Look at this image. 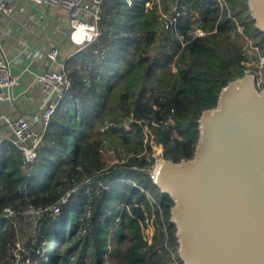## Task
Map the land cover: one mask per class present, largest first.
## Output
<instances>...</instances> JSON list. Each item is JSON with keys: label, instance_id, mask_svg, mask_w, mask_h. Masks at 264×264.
Wrapping results in <instances>:
<instances>
[{"label": "trees", "instance_id": "16d2710c", "mask_svg": "<svg viewBox=\"0 0 264 264\" xmlns=\"http://www.w3.org/2000/svg\"><path fill=\"white\" fill-rule=\"evenodd\" d=\"M175 4L186 12L177 28H165L162 12ZM103 7L105 33L66 60L72 86L56 107L37 159L25 163L22 150L9 141L0 147V264H13L10 256L24 234L25 210L52 205L75 187L79 191L59 214L44 213L35 231L31 224V246L22 251L24 257L31 253L37 264H65L73 249L79 251L81 244V251L87 249L89 238L96 264H105L106 256L112 264H171L174 253L184 264L171 222L174 200L151 177L154 160L134 155L107 168L100 160L105 133L119 134L131 151L130 134L136 132V152L142 151L143 126L134 123L130 132L124 125L103 127L132 114L137 119L152 113L160 119L171 116L173 122L153 127L165 158L193 157L200 115L217 105L230 81L258 71L259 57L248 48H263L264 31L256 27L249 0H105ZM197 23L205 33L192 37L189 30ZM87 178L100 183L91 195L87 232L68 233L71 212L76 220L87 197ZM6 207L16 216L7 215ZM148 221L154 225L151 241L145 238ZM109 227H114L112 246Z\"/></svg>", "mask_w": 264, "mask_h": 264}, {"label": "water", "instance_id": "95a60500", "mask_svg": "<svg viewBox=\"0 0 264 264\" xmlns=\"http://www.w3.org/2000/svg\"><path fill=\"white\" fill-rule=\"evenodd\" d=\"M249 5L264 31V0ZM198 122L193 157L166 158L155 180L174 200L179 257L184 264H264V82L252 71L230 81Z\"/></svg>", "mask_w": 264, "mask_h": 264}, {"label": "built area", "instance_id": "2783aa9c", "mask_svg": "<svg viewBox=\"0 0 264 264\" xmlns=\"http://www.w3.org/2000/svg\"><path fill=\"white\" fill-rule=\"evenodd\" d=\"M36 4H46L52 8L62 7L69 13V39L77 46V51L84 47L89 46L95 42H98L99 37L105 33L107 28L102 24V20L105 14L103 7L105 0H28ZM222 4V0H219ZM19 6L15 3V0H0V15L8 16L13 13ZM186 9L179 4H175L174 7L168 12H162L163 25L165 28H177L178 22L182 17ZM199 14L196 12L193 16L197 19ZM199 22V21H198ZM205 31L199 27L198 23L189 30V34L192 37H196L204 34ZM252 46V45H251ZM250 46V47H251ZM250 47L248 51H250ZM61 46L53 45L45 52L47 66L41 69L34 75V81L39 84L45 92L44 104L42 106L38 120L40 121L41 128H37L27 116H20L18 118H11L2 109V103L9 98V89L19 83V77L15 75L10 67V61L5 53L0 49V122H5L12 129V138L10 142L22 150L24 155V162H33L39 156V149L44 144L45 134L49 127V124L54 116L56 107L67 89L72 86V78L69 74L66 60L60 58ZM75 52V53H76ZM252 52V51H251ZM73 55V54H72ZM248 64L250 61H246ZM256 60L253 61V63ZM259 69L256 72L258 75L261 72V65L264 64V55L259 56ZM264 71V69H263ZM154 108L158 109L157 105ZM174 119L169 116L167 119H160L155 113H152L147 119H137L132 114L124 122H107L103 129L108 128L110 125H124V129L128 132L135 130V124H141L143 126V149L140 152H136V149L128 151L124 146L118 147L117 152L112 150L114 154L117 153V160H113L112 163L122 164L127 162L134 155L141 156L146 155L148 159L152 158L154 162L150 167V175L155 181L157 178L158 167L163 160H165L163 143L158 142L156 139L153 127L168 124L173 122ZM9 141V140H8ZM4 138H0V147L8 142ZM101 151H104L101 148ZM113 154V155H114ZM159 157H156V156ZM156 158V159H155ZM86 188L88 186L97 185L99 188V182L91 178L85 180ZM79 191L78 187L72 188L61 196V198L52 205L49 206H29L25 213H32L42 217L44 213L59 214L61 211V205L69 202L72 195ZM93 190L84 199L82 204L78 206L79 218L81 221L82 234H86L87 227L85 219L91 215V195ZM5 211L8 215L16 216L17 212L11 207H6ZM149 226V227H148ZM150 226L152 230L150 232ZM148 227V228H147ZM154 225L152 221H148L145 228L147 233L146 239L151 241ZM87 244L91 239L86 238ZM93 241V240H92ZM171 264H181L178 257L173 254V260Z\"/></svg>", "mask_w": 264, "mask_h": 264}, {"label": "crops", "instance_id": "0c3cea01", "mask_svg": "<svg viewBox=\"0 0 264 264\" xmlns=\"http://www.w3.org/2000/svg\"><path fill=\"white\" fill-rule=\"evenodd\" d=\"M19 6L8 16L0 15V49L10 61L19 83L12 87V96L3 101V111L15 119L27 116L41 128L38 120L45 92L34 81V75L47 66L45 52L60 45V58L67 59L77 50L69 39V13L62 7L52 8L28 0H15ZM0 138L11 140L12 129L0 122Z\"/></svg>", "mask_w": 264, "mask_h": 264}, {"label": "rangeland", "instance_id": "374dc122", "mask_svg": "<svg viewBox=\"0 0 264 264\" xmlns=\"http://www.w3.org/2000/svg\"><path fill=\"white\" fill-rule=\"evenodd\" d=\"M195 15V13H194ZM254 39L252 38V41ZM252 41L250 40V42L252 43ZM250 51L253 52V54L259 56H263L264 54L262 53V51L264 50V46L263 48H260L256 45H252L250 47ZM173 65V64H172ZM261 72L259 73V83L260 86L263 85L264 82V64L263 66L261 65ZM173 68H175V65H173ZM119 134L116 133H105L104 137L106 138L104 141L105 143L103 144V146H101V148L104 149V151H101L100 148V160L103 162L104 167H108V164H110L111 162H113V160H117V153L114 154L112 152L113 149H115V151L117 152V148L118 147H122L124 146L127 149V145L124 143L120 142L119 139ZM136 132H131L130 134V144H132V149H136L137 148V142H136ZM118 144V145H117ZM114 154V155H113ZM156 157H159L158 155ZM156 159V158H155ZM150 169V168H149ZM110 187V186H109ZM97 190V185H90L86 188V193L89 194L90 192H92L93 190ZM117 205V204H116ZM119 205L121 207H123L124 203L119 201ZM114 206V204H113ZM78 211V210H77ZM114 212L110 211L108 213V215L112 214ZM8 215V214H7ZM26 215V219L21 223L22 225V229L24 230V234L23 231L22 233H20V239L17 241L15 248L12 249L13 252V257H11L12 263L13 264H37L39 259L37 257H34L31 253L29 255H26V257H24V254L22 253V251L24 249H29L31 246V243L28 241L30 238V232H29V228L31 227V224H34V226L32 227V229L35 231L36 227V221L39 219L37 213L36 214H28L25 213ZM74 212H71L70 215V219L68 221V225H67V232L71 233V231H77V233L80 235L81 232V221L78 217L76 218V220H74ZM121 214H118V216L116 217L117 219H120ZM18 220L15 221V223H17ZM31 222V223H30ZM19 225V224H18ZM149 227V226H148ZM147 227V228H148ZM152 226H150V232L152 230ZM113 232H114V227H109L108 232H107V237H108V241L109 244L112 246V241H113ZM60 244L58 243L57 246H55V250L57 251V249L59 248ZM92 247V240L90 241L89 244H87V249L85 251H81L82 249V244L81 246H79L78 250L77 249H73V251L68 254V257L66 258V263L65 264H96L94 257L91 254V251L89 250ZM40 255H44V251H41ZM113 261H111L109 256H106L104 258V263L105 264H112ZM64 264V263H63Z\"/></svg>", "mask_w": 264, "mask_h": 264}]
</instances>
